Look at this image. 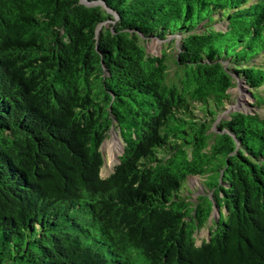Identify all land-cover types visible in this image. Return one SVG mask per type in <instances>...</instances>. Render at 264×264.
<instances>
[{"label": "trees", "instance_id": "trees-1", "mask_svg": "<svg viewBox=\"0 0 264 264\" xmlns=\"http://www.w3.org/2000/svg\"><path fill=\"white\" fill-rule=\"evenodd\" d=\"M87 2L0 0V264H264V0Z\"/></svg>", "mask_w": 264, "mask_h": 264}, {"label": "rangeland", "instance_id": "rangeland-1", "mask_svg": "<svg viewBox=\"0 0 264 264\" xmlns=\"http://www.w3.org/2000/svg\"><path fill=\"white\" fill-rule=\"evenodd\" d=\"M217 29L224 30V24H218ZM171 40L168 38L167 41ZM146 53L150 56L162 57V53L166 52L170 58H173L174 51L177 48L176 44L169 48L166 45V41H160L157 39H150L142 43ZM233 88L228 91L230 95V102H228L224 110H222L213 123V131L217 132L215 126L221 121L229 120V115L232 113L240 112L247 115L258 114L261 119H264V108L256 107L254 100L248 94V88L237 79H233ZM123 151V144L120 138L119 130L113 127L107 135V138L102 142L100 147V153L103 159V165L101 168L100 176L102 178L108 177L114 167L118 164V158ZM189 194L188 198L190 202H194L195 198L199 195H207L211 198V193L205 190L200 184L198 178H191L188 181ZM218 218L217 209L213 208L210 217L206 221L205 226L194 234L196 245L199 246L202 242L207 241L209 234L213 229V222Z\"/></svg>", "mask_w": 264, "mask_h": 264}, {"label": "water", "instance_id": "water-1", "mask_svg": "<svg viewBox=\"0 0 264 264\" xmlns=\"http://www.w3.org/2000/svg\"><path fill=\"white\" fill-rule=\"evenodd\" d=\"M78 2H79L80 4L86 6V7H92V6H98V5H99L98 3H89V2H87V0H78ZM100 6H101V5H100ZM106 11H107V13H109L110 15H113V17L115 18V15H114L112 12H110L109 10H106ZM248 94H249V96L251 97V95H250L249 92H248ZM217 214H218V217H219V215H220L219 210H217Z\"/></svg>", "mask_w": 264, "mask_h": 264}]
</instances>
